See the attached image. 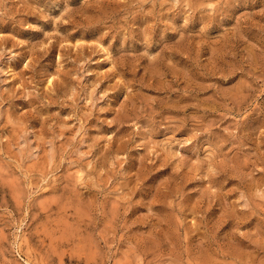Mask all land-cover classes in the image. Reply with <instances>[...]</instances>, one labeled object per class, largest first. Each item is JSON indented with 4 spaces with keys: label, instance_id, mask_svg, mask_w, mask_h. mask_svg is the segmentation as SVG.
<instances>
[{
    "label": "rangeland",
    "instance_id": "374dc122",
    "mask_svg": "<svg viewBox=\"0 0 264 264\" xmlns=\"http://www.w3.org/2000/svg\"><path fill=\"white\" fill-rule=\"evenodd\" d=\"M0 264H264V0H0Z\"/></svg>",
    "mask_w": 264,
    "mask_h": 264
}]
</instances>
